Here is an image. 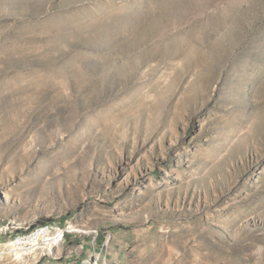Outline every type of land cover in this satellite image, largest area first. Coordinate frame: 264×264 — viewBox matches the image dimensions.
<instances>
[{"label":"rangeland","instance_id":"1","mask_svg":"<svg viewBox=\"0 0 264 264\" xmlns=\"http://www.w3.org/2000/svg\"><path fill=\"white\" fill-rule=\"evenodd\" d=\"M0 264H264V0H0Z\"/></svg>","mask_w":264,"mask_h":264},{"label":"built area","instance_id":"2","mask_svg":"<svg viewBox=\"0 0 264 264\" xmlns=\"http://www.w3.org/2000/svg\"><path fill=\"white\" fill-rule=\"evenodd\" d=\"M71 230L69 227L61 228L52 223L38 225L25 233L17 234L11 241L12 250L25 256L51 252L64 243Z\"/></svg>","mask_w":264,"mask_h":264}]
</instances>
